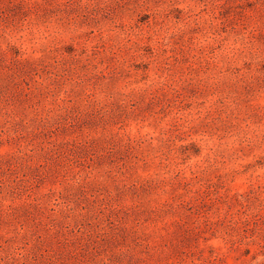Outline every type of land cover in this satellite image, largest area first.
<instances>
[{
	"label": "rangeland",
	"instance_id": "1",
	"mask_svg": "<svg viewBox=\"0 0 264 264\" xmlns=\"http://www.w3.org/2000/svg\"><path fill=\"white\" fill-rule=\"evenodd\" d=\"M0 264H264V0H0Z\"/></svg>",
	"mask_w": 264,
	"mask_h": 264
}]
</instances>
